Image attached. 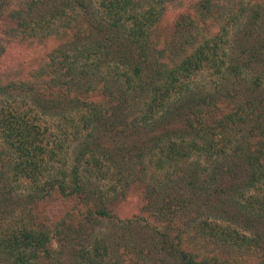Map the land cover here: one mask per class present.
<instances>
[{
    "label": "trees",
    "instance_id": "obj_1",
    "mask_svg": "<svg viewBox=\"0 0 264 264\" xmlns=\"http://www.w3.org/2000/svg\"><path fill=\"white\" fill-rule=\"evenodd\" d=\"M17 187L0 264H264V0H0Z\"/></svg>",
    "mask_w": 264,
    "mask_h": 264
},
{
    "label": "rangeland",
    "instance_id": "obj_2",
    "mask_svg": "<svg viewBox=\"0 0 264 264\" xmlns=\"http://www.w3.org/2000/svg\"><path fill=\"white\" fill-rule=\"evenodd\" d=\"M176 14H177L176 11H169L168 14L166 15V21H167L166 23L171 24L174 21ZM165 33L167 32H164V34ZM25 59H27V57H24V60ZM27 60L30 61L29 59ZM206 79L209 81H212L211 76H207ZM26 192L27 191H24L23 189H19V188L15 190V196L13 200L18 202L19 207L16 209V211L13 214L6 215L2 218L0 217V235L6 233L7 230L20 228L22 227V225L28 224V222L30 221V217L24 210H22V206H20V203L25 204L26 202V200L24 201ZM139 199L140 198L137 194L135 193L129 194L125 198L123 199L121 198L117 200L112 205L113 211L121 219L130 218L133 215L137 214L140 209ZM44 205L49 206L45 203ZM22 211H24L25 213ZM102 228L104 229V233L106 235H110L112 233V227H110V223L104 222L102 225ZM4 264H11V263L10 261H8V262H5ZM27 264H53V263L43 258H39V259H32Z\"/></svg>",
    "mask_w": 264,
    "mask_h": 264
}]
</instances>
